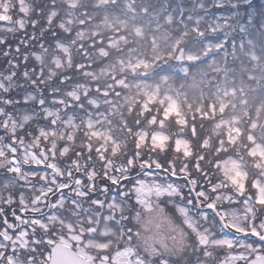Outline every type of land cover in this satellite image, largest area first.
I'll use <instances>...</instances> for the list:
<instances>
[{
	"label": "flooded vegetation",
	"instance_id": "1",
	"mask_svg": "<svg viewBox=\"0 0 264 264\" xmlns=\"http://www.w3.org/2000/svg\"><path fill=\"white\" fill-rule=\"evenodd\" d=\"M53 2L0 0V245L3 246L0 252L13 256L15 264H28L27 258L30 264H46L52 248L60 243L97 264L105 256L104 249L96 247V243L102 240L100 226L108 217L116 226L112 250L117 252L127 246L134 255V264L138 260L143 264H161V261L167 264H264V170L248 167L237 159L231 164L233 169L226 170L224 175L218 166L224 159L213 158L209 165L212 185L209 196H202L201 188L194 190L190 184V188L187 186L191 191L188 203L195 207L191 216L194 222L189 227H180V218L175 223L168 219L169 205L163 196L156 192L134 195L132 185H127L139 172L154 169L142 165L137 156H132L133 164H124L132 154L126 152L127 147L136 143L137 138L139 141L141 131H128L123 138L109 132V138L117 145L121 143L123 149L109 147L103 155H110L111 172L121 176L120 179L111 178L110 170L90 173L93 168H101L103 155L99 138H88L93 143L89 148L82 146L84 151L67 147L70 131L63 134L55 131L57 121L62 118L57 114L55 78L50 77L46 88L40 77L42 67L45 69L46 61L51 60L49 50H56V20L50 16L52 9H56ZM18 37L30 49L36 48L41 39H47V51L36 49L39 59H28L29 54L24 58L23 51L18 54L10 46L9 40ZM19 62L25 65L20 66ZM88 70L89 67L86 72ZM93 87L105 97V86L101 84H88L87 93ZM62 90L70 92L66 88ZM87 93L75 103H82L90 118L111 119L115 126L120 123V112L109 100L111 89L106 94L108 100L87 98ZM25 94L33 100L25 99ZM68 111L67 106H61L63 115ZM162 113L160 109V113L152 117ZM45 116H54L48 121L49 125ZM48 130L51 135L43 133ZM84 135L76 133L77 138L85 139ZM263 138L258 139L260 145ZM127 144L130 145L126 147ZM158 169L163 171L164 168ZM127 172L134 175L125 177ZM246 175L251 182L244 183ZM238 178L242 183H237ZM210 203L215 205L224 223L214 211L206 209ZM145 204L150 205L151 210L137 220L139 206ZM66 215L70 217L64 223L56 218ZM34 218L40 223L34 224ZM70 221H74L73 226ZM89 226L94 229L89 233L94 245L87 255L78 248L84 239L76 242L71 237L72 232L80 233ZM4 236L9 239L5 240ZM37 240L39 243L34 242ZM107 261L117 264L111 259ZM0 264L7 261L0 260Z\"/></svg>",
	"mask_w": 264,
	"mask_h": 264
},
{
	"label": "rangeland",
	"instance_id": "2",
	"mask_svg": "<svg viewBox=\"0 0 264 264\" xmlns=\"http://www.w3.org/2000/svg\"><path fill=\"white\" fill-rule=\"evenodd\" d=\"M13 1L25 2V0ZM43 2L44 0H41V3ZM184 2L190 3L181 8L180 5H184ZM54 3L56 9H52L50 16L55 17L56 20L55 33L58 36L55 40L56 50L54 48L49 50L51 60L46 61L45 69L44 66L41 69V82L48 88L50 77L55 78V102L58 104L59 111L62 105L69 107L74 101H80L87 93L88 84L86 83L75 84L69 94L62 90L68 79L66 73L69 71L82 69L84 75L85 73L90 75V79H100L101 87L105 86L106 94L111 89L109 100L113 101L111 103L118 109L122 118V122L118 123L116 128L133 133L141 131L138 135L139 141L137 142L138 138L136 139L133 153L126 158L124 164H133L132 156H137L142 165L176 171L178 168L174 161L180 159V169L185 171L186 168L183 165L187 162L186 157L193 151L196 153V161L224 159L218 164L224 175L237 159L248 167L257 166L258 170H264V138L262 145L258 140L264 137V70L262 75L257 70V64H260L261 60L263 63L259 67L264 68V0H164L163 3L161 0H55ZM57 4H62L60 10ZM68 4L70 7L66 8L64 5ZM159 4L161 7L156 6L155 9L163 10L168 21L174 17V21L172 20L173 22L169 24L159 22V25H165L167 33L172 35L156 33L146 18L148 5L154 7ZM180 8L182 11L190 10L193 17L202 12L203 15L197 17L199 21L211 19L203 13L204 11L212 13L214 16L212 20L216 23L211 27L212 30L223 22H227L223 27L224 34L227 35L226 39L232 38L233 34L239 31V27L242 30L246 26L247 32L249 31L247 33L249 41H246L245 53L243 43H240L238 39L235 43L240 44L237 46L234 44V50H231L230 45L228 46L226 41L221 39L218 45L208 40L203 43V46H199L205 34L202 29L196 30L194 33L196 39L190 40L189 32H180L183 26L180 25V20H184L190 28L192 16L186 14L185 18L180 19V14L183 13L181 12L175 18L174 12L180 11ZM136 10L141 17V26L136 17ZM241 19H243L241 23H236ZM175 20L178 23H175ZM169 26L176 27V30L171 32L168 29ZM215 35L221 36L222 33L215 32ZM9 41L10 46H13L12 50L17 51L18 54L22 51L25 53H23L24 58H27L26 54H29L28 59L31 57L39 59V56L35 54L36 49L47 51V39L44 41L41 39L34 49H30L19 37ZM191 41L193 43H190ZM187 43L193 44L197 49H192L191 45L190 49L184 51V64L180 67V75L173 77L167 74L168 69L175 68L173 65H168L167 60L171 56L175 57L180 47ZM211 43L213 47L209 48ZM106 44L111 45L113 49L108 48ZM166 45H174V47L165 51ZM258 46L260 55L255 53ZM248 47L252 49V52L248 50ZM250 54H253L252 58L247 57ZM52 62L54 67L51 66ZM96 62L101 66L95 67ZM19 64L25 65L24 62ZM88 66L91 68L86 72ZM138 66H144L145 69ZM44 74L47 76L43 77ZM242 74L246 75L242 77ZM75 75L79 76L78 73ZM178 82L180 84H177ZM98 92V88L90 89L87 98L93 96L99 99ZM24 98L30 99L27 94ZM213 100L219 102V108H208ZM94 105H97V101ZM78 106L82 107V103ZM158 108L163 111V119L152 117V115L157 116L155 113H160ZM85 114H89L88 109L85 110ZM218 114L220 118L216 120ZM60 116L62 118L57 121L55 131L62 134L68 132L67 130L70 131L67 137L70 143L67 147L74 146L84 151L83 147L89 148L93 143L87 139L94 137L102 142L100 145L102 155L105 150H109V147L118 148L119 146L123 149L121 143L117 145L114 143L115 140L109 138V120L103 117L89 118L87 128L86 120L81 115L79 127L80 131L85 133V139H82L76 136L78 124L75 125L73 114L68 111L64 115L60 113ZM45 118L49 125L48 121L54 116L48 118L45 116ZM168 119H170V127L166 131ZM98 122H102L103 125L97 126ZM155 127L159 128L157 131L159 133H154L156 137L153 135ZM163 127L170 139L173 137L170 131L175 132L173 142L169 140L167 143L161 142L166 137L160 133ZM43 133L52 134L49 130ZM169 150L176 153H171ZM109 158L110 155H103L101 168H93L90 173L95 175L101 169L111 172ZM186 171L184 173L190 174L191 187L194 190L201 188L200 194L205 198L209 196L212 185L210 183L204 185L207 179L210 182L209 173L202 170L201 165H192L190 173L189 170ZM132 175L134 174L127 172L125 177ZM164 176H167L166 172H162L160 176L148 173L146 179L131 178L127 185H132L131 191L134 195L144 196L156 192L163 196L166 204L176 214V218H180V225L183 218L192 225L194 219L188 215V207L186 209L184 206L186 203L181 205L177 202L180 195L177 192L178 181L168 182L164 180ZM110 177L121 178L112 172ZM144 180L150 184H146ZM243 181L248 183L252 180L246 175ZM158 183L161 185L157 186ZM237 183H242L241 179L238 178ZM150 210L151 206L148 204L139 206L138 217L142 219ZM172 215H168V219L171 218V222L175 223L176 218L171 217ZM68 217L70 215L64 218L56 216L63 223ZM70 222L73 226L74 221ZM100 228L102 240L96 243V247L104 249L102 251L104 255L117 264H134V255L127 246L121 247V250L117 252L111 248V243L116 237L115 224L107 217ZM90 229L93 227L82 229L80 233L72 232L84 239L78 248L87 255L94 245L90 241L89 233H92Z\"/></svg>",
	"mask_w": 264,
	"mask_h": 264
},
{
	"label": "snow or ice",
	"instance_id": "3",
	"mask_svg": "<svg viewBox=\"0 0 264 264\" xmlns=\"http://www.w3.org/2000/svg\"><path fill=\"white\" fill-rule=\"evenodd\" d=\"M41 103H43V101H41ZM223 111V109L221 110ZM113 183H115V181H113ZM95 203H99L98 201H96ZM209 208H215V205L214 204H209L208 205ZM138 216L136 217V219L138 220ZM123 219H127V217H123ZM220 221H218L219 223ZM33 223L34 224H39L40 222L37 220V219H33ZM5 224H7V221H5ZM42 227H46V226H43ZM69 227H71V225H69ZM130 230V229H129ZM90 231H94V229H90ZM2 235V234H0ZM5 240L9 239L8 236H4L3 237ZM131 239V237H129V240ZM35 243H39V241H34ZM0 247H3L2 245H0ZM13 252L16 251L15 248L12 249ZM59 255H60V258H61V264H80V261L78 259L77 256H75L71 251L67 250V246H62L60 249H59ZM28 259V264H30V258H27ZM103 260L107 261L108 260V257L107 256H104L102 257ZM0 260H6L7 261V264H15V261H14V257L13 256H6L3 252H0ZM137 264H143V261H140L138 260L137 261ZM161 264H167V261H161Z\"/></svg>",
	"mask_w": 264,
	"mask_h": 264
},
{
	"label": "water",
	"instance_id": "4",
	"mask_svg": "<svg viewBox=\"0 0 264 264\" xmlns=\"http://www.w3.org/2000/svg\"><path fill=\"white\" fill-rule=\"evenodd\" d=\"M62 246H59L57 245L56 246V250L54 249L53 250V259L51 261L50 264H61V258H60V255H59V249L61 248ZM67 250L71 251L75 256L78 257L79 261H80V264H91L89 263L88 261H86L84 258H82L81 256H79L78 254H76L74 251H72L71 249H68ZM99 264H109V263H106V262H102V263H99Z\"/></svg>",
	"mask_w": 264,
	"mask_h": 264
},
{
	"label": "trees",
	"instance_id": "5",
	"mask_svg": "<svg viewBox=\"0 0 264 264\" xmlns=\"http://www.w3.org/2000/svg\"><path fill=\"white\" fill-rule=\"evenodd\" d=\"M162 1V3L164 2V0H161ZM190 2H184V5H186V4H189ZM157 6H161V4H159V5H157ZM180 11H175V13H179ZM176 15V14H175ZM146 16H150V14L149 13H147V15ZM251 33H253V32H251ZM245 36H248L247 35V30H246V32H245ZM247 38V37H246ZM246 45H244V53H245V51H246ZM248 50L249 51H251L252 52V49L251 48H249L248 47ZM247 57H249V58H252L253 57V54H250V55H248Z\"/></svg>",
	"mask_w": 264,
	"mask_h": 264
}]
</instances>
